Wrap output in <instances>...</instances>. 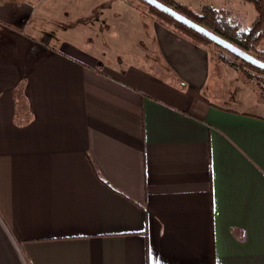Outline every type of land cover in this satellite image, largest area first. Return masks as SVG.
Wrapping results in <instances>:
<instances>
[{"label": "crops", "instance_id": "1", "mask_svg": "<svg viewBox=\"0 0 264 264\" xmlns=\"http://www.w3.org/2000/svg\"><path fill=\"white\" fill-rule=\"evenodd\" d=\"M111 2L0 0V264H264V98L154 17L103 58Z\"/></svg>", "mask_w": 264, "mask_h": 264}, {"label": "rangeland", "instance_id": "2", "mask_svg": "<svg viewBox=\"0 0 264 264\" xmlns=\"http://www.w3.org/2000/svg\"><path fill=\"white\" fill-rule=\"evenodd\" d=\"M110 1L112 2L110 3V6L106 8L104 14L107 23L105 30L99 32L93 37L94 42L102 45L100 47L101 56L103 58L107 57L108 59L129 60L130 58L133 60L137 55L140 56L141 54H144L145 57H151L150 59L155 61L153 54L156 52L157 48L155 43L152 42V36H150L151 38L148 36V34L152 32L151 17L161 19L168 23L172 22L167 21L158 13V11L152 8L150 4L144 0ZM176 1L189 7L195 12H199V10L206 5L213 6L217 9H230L236 20L238 19L246 25H250L256 16V11L252 3L244 0ZM243 4L245 5L243 6ZM75 8L74 10L76 11ZM262 32L264 33V26ZM231 42L235 43L233 41ZM204 45L209 47L212 56L215 58L212 69V80L215 82L214 85H216L217 90H222L225 93L234 95L235 98H238L239 95H242L245 90H248L249 88L252 92L256 93V98H264V73L253 70L247 64L243 63L238 56L236 57V55L220 45L211 42H207ZM235 45L238 44L235 43ZM238 46L241 47L240 45ZM241 48L255 57L264 60V55L262 54L264 53V34L257 43L253 44L252 48ZM219 56H224L226 57V61L230 62V60H232L241 67L237 69L221 64L224 61L220 60V58H218ZM221 59H223V57ZM216 63H220V67H217V65H215ZM151 65L155 66V63H151ZM242 66L244 68H242ZM249 72L252 74L251 76H249Z\"/></svg>", "mask_w": 264, "mask_h": 264}, {"label": "trees", "instance_id": "3", "mask_svg": "<svg viewBox=\"0 0 264 264\" xmlns=\"http://www.w3.org/2000/svg\"><path fill=\"white\" fill-rule=\"evenodd\" d=\"M159 1L171 6L175 10L184 14L185 16L197 22L198 24L206 27L210 31L218 33L222 35L224 38H227L244 48H252L253 44L257 43L264 34L262 32V28L264 26V0H244L252 3L256 11V16L253 19V21L250 23V25H246L238 19L236 20L234 15L231 13L230 9L227 8L217 9L214 8L213 6L206 5L203 6L199 10V12H195L194 10L190 9L189 7L181 4L176 0H159ZM151 7L154 8L156 11H158V13L161 14L167 21L172 22L173 24L172 23L171 24L173 26L177 27L180 31H182L190 38H192L194 41L201 43L203 45L206 44L207 42L214 43L205 36H203L202 34H199L195 30L178 22L177 20L167 15L166 13L160 11L159 9L153 6ZM262 54L264 55V53ZM222 57L223 59H221ZM218 58H220V60L228 63L230 66L234 68L239 69V67H241L232 60H230V62L226 61V57L224 56H219ZM241 60L243 61V63L247 64L253 70L264 73V69L256 67L243 59ZM242 68L244 67L242 66ZM251 75L252 74L249 72V76Z\"/></svg>", "mask_w": 264, "mask_h": 264}, {"label": "water", "instance_id": "4", "mask_svg": "<svg viewBox=\"0 0 264 264\" xmlns=\"http://www.w3.org/2000/svg\"><path fill=\"white\" fill-rule=\"evenodd\" d=\"M149 3L151 6L159 9L160 11L166 13L167 15L171 16L178 22L186 25L187 27L195 30L199 34H202L212 42L220 45L221 47L225 48L226 50L230 51L234 55L238 56L239 58L249 62L250 64L264 69V60H261L254 55L250 54L246 50L242 49L241 47L235 45L228 39L218 35L217 33L210 31L206 27L198 24L197 22L191 20L184 14L180 13L179 11L175 10L171 6L159 1V0H144Z\"/></svg>", "mask_w": 264, "mask_h": 264}]
</instances>
